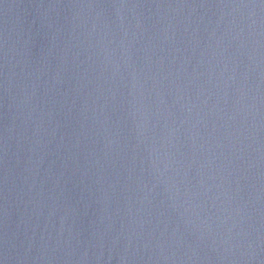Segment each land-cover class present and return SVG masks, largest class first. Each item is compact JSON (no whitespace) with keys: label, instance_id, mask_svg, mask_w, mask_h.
<instances>
[{"label":"water","instance_id":"water-1","mask_svg":"<svg viewBox=\"0 0 264 264\" xmlns=\"http://www.w3.org/2000/svg\"><path fill=\"white\" fill-rule=\"evenodd\" d=\"M0 264H264V0H0Z\"/></svg>","mask_w":264,"mask_h":264}]
</instances>
